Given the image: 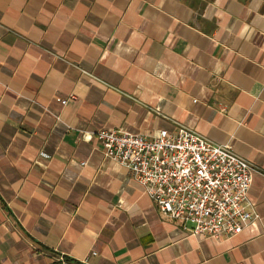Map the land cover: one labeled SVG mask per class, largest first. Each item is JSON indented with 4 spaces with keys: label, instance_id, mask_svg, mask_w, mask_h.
I'll return each instance as SVG.
<instances>
[{
    "label": "crops",
    "instance_id": "crops-1",
    "mask_svg": "<svg viewBox=\"0 0 264 264\" xmlns=\"http://www.w3.org/2000/svg\"><path fill=\"white\" fill-rule=\"evenodd\" d=\"M179 126L253 166L242 232H184L94 136ZM0 264H264V0H0Z\"/></svg>",
    "mask_w": 264,
    "mask_h": 264
},
{
    "label": "built area",
    "instance_id": "built-area-1",
    "mask_svg": "<svg viewBox=\"0 0 264 264\" xmlns=\"http://www.w3.org/2000/svg\"><path fill=\"white\" fill-rule=\"evenodd\" d=\"M94 136L104 155L127 168L158 210L184 232L232 236L255 217L248 195L254 168L230 145L185 126L153 137L107 128Z\"/></svg>",
    "mask_w": 264,
    "mask_h": 264
},
{
    "label": "trees",
    "instance_id": "trees-1",
    "mask_svg": "<svg viewBox=\"0 0 264 264\" xmlns=\"http://www.w3.org/2000/svg\"><path fill=\"white\" fill-rule=\"evenodd\" d=\"M64 259H65L66 261H68V260H72V259H70L69 257H64Z\"/></svg>",
    "mask_w": 264,
    "mask_h": 264
}]
</instances>
